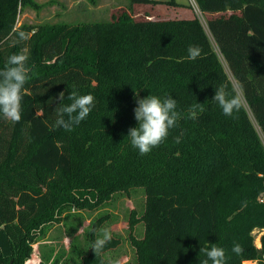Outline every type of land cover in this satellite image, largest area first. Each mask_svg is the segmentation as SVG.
I'll return each instance as SVG.
<instances>
[{"label": "trees", "instance_id": "obj_1", "mask_svg": "<svg viewBox=\"0 0 264 264\" xmlns=\"http://www.w3.org/2000/svg\"><path fill=\"white\" fill-rule=\"evenodd\" d=\"M26 1L0 0V69L22 49L30 69L21 120L0 117V264H27L68 210L95 209L136 187L145 192L136 264H200V247L213 244L226 264H264V0H196L202 12H225L208 19L218 50L198 16L18 26ZM18 31L29 39L16 43ZM190 45L202 49L196 60ZM221 85L243 100L232 116L212 100ZM72 91L93 95L95 107L74 130L53 129L58 101H48L64 92L70 103ZM137 92L172 96L181 114L143 156L127 137L138 124ZM196 103L203 111L191 119ZM70 260L100 263L92 249Z\"/></svg>", "mask_w": 264, "mask_h": 264}, {"label": "rangeland", "instance_id": "obj_2", "mask_svg": "<svg viewBox=\"0 0 264 264\" xmlns=\"http://www.w3.org/2000/svg\"><path fill=\"white\" fill-rule=\"evenodd\" d=\"M167 1L169 0L143 3L132 0H32L19 5L16 20L18 26L23 23L48 26L68 22L76 24L96 20L111 21L125 14L137 20L198 16L218 50L208 27V19L225 12H202L198 4L192 0H176V4ZM238 89L240 91L239 87ZM240 93L242 95L241 91ZM144 204V189L136 187L129 192L117 191L107 204L95 209L74 207L68 210L64 213L62 221L48 231V237L40 244H35L33 254L27 263L40 264L37 252L45 253L46 264L53 263L56 257L60 260L58 264L67 262L72 264L70 260L72 257L80 262L83 256L89 254L94 240L101 235L100 230L108 229L112 238L99 254L98 264H114L115 261L119 264H136V247L132 238L144 236V226L140 220ZM132 222H135L134 226ZM94 227L95 231L91 234ZM262 233L259 228L254 230L258 246L261 245Z\"/></svg>", "mask_w": 264, "mask_h": 264}, {"label": "clouds", "instance_id": "obj_3", "mask_svg": "<svg viewBox=\"0 0 264 264\" xmlns=\"http://www.w3.org/2000/svg\"><path fill=\"white\" fill-rule=\"evenodd\" d=\"M29 39L24 31L16 33V43ZM202 49L196 45H190L187 48L188 59L196 60L201 56ZM29 55L26 49L13 53L7 57L6 63L0 69V117L13 123L21 120V101L22 90L28 81L30 71L28 65ZM70 103L65 104V93L60 92L57 97L51 98L58 101L53 110L55 120L53 129L63 128L65 131L74 130L83 120H85L95 107V98L91 94L79 95L72 91L67 95ZM137 106L133 109L134 118L138 122L136 127L128 129L130 145L137 149L140 155L148 154L153 148L158 147L169 134V130L177 127V121L181 114L176 110L177 101L172 96L161 99L156 95H148L145 98H139V93L134 97ZM226 116H232L234 111H239L243 100L240 95L229 93L224 85L216 89L212 99ZM197 110L203 111V104L196 103L190 109L191 119L197 118ZM180 136L175 138L176 143H180ZM101 235L98 236L91 245L95 255H99L105 248V245L111 241V232L108 229H101ZM186 251V250H185ZM200 252L206 257L200 264H226V252L222 247L213 244L211 247H200ZM232 252L240 254L243 248L235 243ZM114 264H119L115 261Z\"/></svg>", "mask_w": 264, "mask_h": 264}, {"label": "crops", "instance_id": "obj_4", "mask_svg": "<svg viewBox=\"0 0 264 264\" xmlns=\"http://www.w3.org/2000/svg\"><path fill=\"white\" fill-rule=\"evenodd\" d=\"M98 4V3H97ZM39 251H40V249H39ZM38 253V255H39V258H40V252H37ZM244 263H246V264H249V263H251V264H257V261L256 260H245L244 262H243V264ZM28 264V263H27Z\"/></svg>", "mask_w": 264, "mask_h": 264}, {"label": "built area", "instance_id": "obj_5", "mask_svg": "<svg viewBox=\"0 0 264 264\" xmlns=\"http://www.w3.org/2000/svg\"><path fill=\"white\" fill-rule=\"evenodd\" d=\"M193 2L197 3L196 0H192Z\"/></svg>", "mask_w": 264, "mask_h": 264}]
</instances>
